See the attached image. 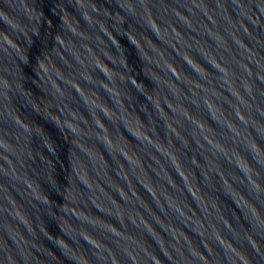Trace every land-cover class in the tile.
Listing matches in <instances>:
<instances>
[{
  "label": "water",
  "instance_id": "1",
  "mask_svg": "<svg viewBox=\"0 0 264 264\" xmlns=\"http://www.w3.org/2000/svg\"><path fill=\"white\" fill-rule=\"evenodd\" d=\"M0 264H264V0H0Z\"/></svg>",
  "mask_w": 264,
  "mask_h": 264
}]
</instances>
